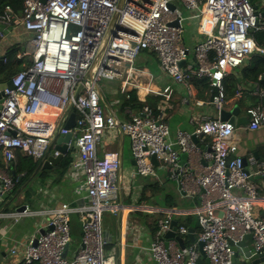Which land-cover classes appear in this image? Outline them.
<instances>
[{
  "label": "built area",
  "instance_id": "2783aa9c",
  "mask_svg": "<svg viewBox=\"0 0 264 264\" xmlns=\"http://www.w3.org/2000/svg\"><path fill=\"white\" fill-rule=\"evenodd\" d=\"M119 1L22 0L20 15L9 4L0 11L4 28H22L17 57L30 61L8 79L12 88L2 90L0 156L7 166L19 156L43 160L51 150L56 157L61 152L55 150L52 139L71 132L68 145H74L80 161L89 202L85 209L72 208L68 203L53 209L43 226L51 228L42 234L40 227L27 241L22 255L25 264H115L104 253L108 240L102 233L101 217L104 211L118 208L120 160L118 151L110 149L113 131L117 137L118 131L114 117L100 100L97 87L101 89V82L120 81L122 94L141 88L140 79L151 75L135 63L142 51L151 50L171 83L184 86L191 95L195 93L192 80H207L210 103L221 112L226 102L224 79L229 71L253 54L264 55V47L252 36L259 29V14L251 0H126L118 10ZM116 11V24L101 50ZM194 19L204 38L189 45L184 42L185 24ZM172 21L178 26H170ZM187 54H192V60H187ZM143 90L160 96V102L155 105L142 98L136 112L128 107L123 112L112 109L127 136L133 174L153 175L155 166L150 158L155 155L158 166L177 178L180 190H191L192 183L201 189V206L196 209L200 231L195 241L181 249L175 239H165L176 212L166 210L147 246L152 259L156 264H205V260L209 264H233L230 241H240L248 233L252 234L253 251L264 254V218L255 215L252 208L258 198L257 186L236 155L237 145L230 141L234 125L219 118L192 117L193 130L177 131L173 143L168 139L166 109L172 87ZM71 105L76 119L68 130L64 125ZM247 113L250 129L264 123L260 107ZM181 153L187 154V164L201 157L207 165L195 176L193 172L183 173ZM72 167L77 168V164ZM260 173L264 176V170ZM14 186L13 176L6 167L0 168V202ZM83 211L88 217L82 225L83 247L74 256L68 248L63 256L71 241L70 216L74 212L82 215ZM27 213L25 208L18 214ZM176 234L187 235V227L177 226ZM199 242L204 255L201 263L197 262Z\"/></svg>",
  "mask_w": 264,
  "mask_h": 264
},
{
  "label": "crops",
  "instance_id": "0c3cea01",
  "mask_svg": "<svg viewBox=\"0 0 264 264\" xmlns=\"http://www.w3.org/2000/svg\"><path fill=\"white\" fill-rule=\"evenodd\" d=\"M252 4L259 14V29L255 31V40L259 46L264 47V17H261V13L264 12V0H253ZM192 24L191 21H188L185 26L191 29ZM2 33L3 35L0 36V58L10 45L18 44L24 34L20 26H7L2 30ZM199 38H202V36L192 35L191 32H189L187 36L184 37V42L192 45L195 41L199 40ZM192 58L193 56L191 54V60ZM255 61L261 63L264 61V55L253 54L246 58L240 66L232 68L229 71L224 80L229 84H235L236 91L232 94L226 92V102L221 111H229L236 105L239 107V114L237 117L248 116L247 111L250 108L260 107L264 111V95L261 94V92L264 91V81L261 80L264 71L256 76L258 67H256ZM136 66L140 69H144L151 77L143 76L140 79L141 88L134 87L126 91L128 98L126 94L120 92L123 99L127 100L129 99L130 91L136 90L139 98L140 104L137 109H133L129 106L125 107L130 108L134 112L138 111L142 104V98L146 99V102H153L157 105L161 97L146 94L143 89L149 88L153 91H158L170 85L173 90L172 97L171 101H168L166 104L167 122L170 131L168 136L169 141L175 143L176 132L179 130H193V124L190 122L192 117L200 119L202 116H208L221 119V112H218L210 103L208 89H206L208 86V84L206 85L207 80H194L196 82H192V84L195 93L191 95L184 86L173 85L170 78L160 70V67L157 72L156 70L147 69L146 67ZM2 77L0 70V79ZM0 83H4V81H0ZM152 98L156 101H150ZM191 98L195 99L193 100ZM204 99L207 100L203 103L202 100ZM120 102L121 101H115V103L111 105L108 101L111 109H113L116 104L117 110H120ZM249 124L250 120L247 124H240L237 126L230 141L237 145L236 155L240 156L242 159L245 158L248 162L247 169L254 176L253 180L257 186L258 192V198L255 203H253L252 208L255 215L264 218V180L256 178L259 176V173L264 170V123L257 129H250ZM114 150L118 151V141L117 147L116 149L114 148ZM67 152H71L74 160L65 173L56 171V165L51 168L42 169V160H34L33 158L24 156H19L16 162L7 166L0 156L3 162L0 168L4 169L6 167V170L11 176V168L17 171L23 169L28 170L30 164L35 166L27 181L20 186L17 194L10 196L6 194L0 202V264H25L22 262V255L27 241L37 229L46 224L50 218V212L60 204L68 203L72 208L77 209H85V207L88 206L87 185L80 161L76 157L75 151H72L71 147L69 148V145ZM118 153L121 163L120 179L122 190L121 193H119L117 201L118 208L115 212L111 210L104 211L101 217L102 229L103 215L110 214L113 216L109 225L104 228V236L107 237L108 244L114 243L115 245L113 248L115 253L111 250L108 256H111L115 260L118 237V214L120 212L119 264H156L147 246L150 241L154 239L159 223L164 218L166 210L172 209L176 211L173 216L176 222L178 219L184 223L187 221L191 223L187 227L177 222V226L184 225L187 229L192 227L194 229V236L195 238L197 237L200 226L197 225L198 219L196 209L201 206V189L194 183H192V189L189 191L178 189L177 178H173L167 173V178L165 179L162 175L163 171L157 169L159 166H155L153 175H134L129 145L126 140L123 141L121 151H118ZM74 163L77 164V168L75 169L72 167ZM206 165L207 162L201 157H194L189 167H184L183 173H188V171L192 169L193 175L195 176L196 173L201 172L202 168ZM123 170L126 171L124 174ZM22 173L23 172L20 171L18 175H22ZM169 180L174 181L177 186L176 188H167L171 196L174 195V200H172V202L175 203V206L166 207L164 194L167 192H160L156 189L155 184L158 182L160 186H166L165 182ZM146 181L150 182V189L148 188L149 185H146ZM129 184H131V187L128 186ZM146 189H149V195L144 194ZM237 195L241 196L240 193ZM22 206L27 208L28 213L19 215L18 213L20 210L18 209ZM87 218V211H83L82 215L79 212H74L70 216L71 241L68 247L70 255L73 254L76 247L81 242L82 225ZM179 236L183 239L185 246H189L192 243L189 241L187 235ZM176 247H178L177 243ZM257 264H264V261Z\"/></svg>",
  "mask_w": 264,
  "mask_h": 264
},
{
  "label": "water",
  "instance_id": "95a60500",
  "mask_svg": "<svg viewBox=\"0 0 264 264\" xmlns=\"http://www.w3.org/2000/svg\"><path fill=\"white\" fill-rule=\"evenodd\" d=\"M125 1L126 0H120L119 1L118 5H117L118 10L122 8ZM252 1L253 0H251V2ZM118 14H119L118 11H116L111 22H110V25H109V28H108V31H107L106 37L104 39V43H103L101 50L104 49V47L106 46V44H107V42H108V40L112 34L113 28L116 24ZM261 17H264V12L261 13ZM169 25L170 26H178V23H177V21H172L169 23ZM3 29H4V26L0 24V31H2ZM184 63H185V59L182 60L179 65L182 66ZM261 80L264 81V74L261 76ZM5 87L12 88V84H11L10 80H7L4 83H0V109H1V104H2V100H3L2 90ZM79 90H80V87L78 88L77 92L73 96V100L76 99ZM97 91L99 93L100 100H101L102 104L104 105L106 110L115 119V124H116V128L118 131V151L120 152L122 145H123V141H124V134L122 132V129L119 125V122H118L117 118L115 117L105 95L103 94V92L101 91V89L99 87H97ZM69 110H70L69 117H68V119L64 125V128L68 129V130H70L74 127L75 119H76V113H75V110L73 109V105L70 106ZM238 114H239V107L236 105L229 111L222 110L221 111V119L224 121H228V122L232 123L235 128H237V126H239L240 124H247L249 121V116L237 117ZM71 137H72L71 132L56 135L55 139L53 140V142L55 141V150L60 151L61 154L54 157V156H52L54 151L51 150L50 154L42 160V164H41L42 169L51 168L52 166L57 165L61 161V159L63 158V155H65L68 151V143L70 142ZM193 141L197 142V139L194 136H193ZM186 157H187L186 153L180 154V161H179L180 168H184L185 166L189 167L188 166L189 164L186 163ZM150 159H151V162L154 164V166L157 167L158 163L156 161L155 155H152ZM132 164H133V161H132ZM242 164H243L245 171L250 175V179L253 180L254 176L247 169L248 162L245 158L242 159ZM177 172H179V169H177ZM189 172L192 173L193 170L190 169ZM120 173H121V163H120V168H119L118 173H117V178H118L117 179V187H118L119 193H121ZM226 174H228V171H226ZM178 178H180V176ZM256 178L264 180V176L261 173H259V176ZM178 189H180L179 183H178ZM25 208H26L25 206H22L18 210H20V211L25 210ZM119 215H120V212L118 214V231H117L118 237H117V249H116V255H115V264L120 263V234H119L120 217H119ZM197 225L199 226L198 222H197ZM171 227H172V229L170 231L166 232L165 239H171V238L175 239L178 247L182 249L185 245H184L183 239L179 235L176 234L177 222L175 220L172 221ZM49 228H51V227H49ZM49 228L42 227L40 229V233H42V234L45 233L47 231V229H49ZM187 237H188L190 242L195 241L194 229L192 227L188 228ZM230 245H231V248L234 252V254L232 256L233 264H257L261 261H264V254L255 253L253 251V241H252V234L251 233L245 234L240 241H237V242L230 241ZM68 247H69V245H67L64 248L63 256L66 255ZM81 247H83V244L80 242L79 245L76 247L75 251L73 252V256L76 254V252ZM198 251L200 253V257L197 259V262L201 263L202 257L204 256L203 251H202V243L201 242L198 243ZM205 264H209L208 260H205Z\"/></svg>",
  "mask_w": 264,
  "mask_h": 264
},
{
  "label": "trees",
  "instance_id": "16d2710c",
  "mask_svg": "<svg viewBox=\"0 0 264 264\" xmlns=\"http://www.w3.org/2000/svg\"><path fill=\"white\" fill-rule=\"evenodd\" d=\"M7 4L11 5L12 8L14 9V11L20 15V13L22 11V0H1L0 11ZM19 51H20L19 45L13 44V45H10L6 49L4 55L1 56V58H0V60H1L0 70H1V75L3 77L0 79V81H4V82L7 81L14 73H16V72H18L24 68L23 64H28L30 62L28 60V58H18L17 55H18ZM3 59H6L5 63H3ZM254 63L256 64V67H258L257 68V74H256V76H257L258 74H260L261 72L264 71V61H262L261 63H258L255 61ZM192 82H196V81L192 80ZM206 85H207V82H206ZM224 85H225L227 93L232 94L236 91L235 84H232V83L229 84L227 81L224 80ZM139 104H140V101H139V98L137 96L136 90H131L129 93V99H127V100L123 99L120 102V104H119L120 111H122L125 106H129L133 109H137V107H139ZM73 160H74V158H73L71 152H67L64 155V157L61 159V161L55 166V170L58 171L59 173L60 172L65 173L69 169V167L71 166ZM2 165H3V162L0 159V166H2ZM34 168H35V166H33V164H30L28 170L23 169V170H17L16 171L15 169L11 168V174H12L13 178L15 179V186H14L13 190L8 193L9 196L17 194L20 186L23 185L27 181V179L31 175ZM20 171L23 172L22 175H18L20 173ZM155 187L158 190L160 189V192H163V193H165L167 190L166 186H164V185L160 186L158 182L155 184ZM168 193L164 194L165 206L166 207L175 206V203L172 202V199L170 198V195ZM177 222H178V224L182 223V224L186 225L187 227L191 224V223H188V221L186 223H184L183 221L181 222L178 219H177ZM154 228H156V227H154ZM114 246H115L114 243H109V244L105 245V247H104L105 256L108 255V253L111 250H113Z\"/></svg>",
  "mask_w": 264,
  "mask_h": 264
},
{
  "label": "rangeland",
  "instance_id": "374dc122",
  "mask_svg": "<svg viewBox=\"0 0 264 264\" xmlns=\"http://www.w3.org/2000/svg\"><path fill=\"white\" fill-rule=\"evenodd\" d=\"M195 13H197V11ZM191 23H193L192 26H191V29L189 27H187L185 29L184 37L187 36V34L189 32H191L192 35L193 34L200 35L198 33V31H197V23H198V20L197 19H194V20L191 21ZM186 24H187V22H186ZM254 34H255V31L252 32V36L255 38V35ZM203 38L204 37L202 36L201 39H203ZM187 60L188 61L191 60V54H189L187 56ZM135 64L138 65V66L146 67L147 69L156 70L157 72L159 71V59H158L157 55L154 52H152L151 50H144V51H142L138 55ZM120 85H121V83L118 80H115V81H104V82H101L100 83V87L102 89V92L106 96V98L108 99V101L110 102L111 105L113 103H115V101H122L123 100V96L120 93ZM206 89H208V86L206 87ZM208 96H209V91H208ZM197 98H198V96H197ZM209 98H210V96H209ZM191 99L194 100L195 98H191ZM114 106L113 107L116 110V104ZM113 134H114V137H113V141L110 143V149H113L114 150V148L116 149V147H117L118 137H117V132L116 131H113ZM125 140L127 141V136H125L124 141ZM70 147H71L72 151H75V148H74V145L73 144H71ZM157 169H159L160 171H163L162 172V175L166 179L167 178L166 174L169 173V172L167 170L163 169V168L157 167ZM124 172H126V171L123 170V174H124ZM145 183H146V185H149L150 184L149 181H146ZM165 184H166V187L167 188H169V187L176 188L177 187L176 184H175V182L172 181V180L166 181ZM128 186L131 187V184H129ZM148 188L150 189V185L148 186ZM149 189H146V191L144 193L145 195L146 194L147 195L150 194ZM159 191H160V189H159ZM166 192H167V190H166ZM168 194L170 195V198L172 200H174V195L171 196L170 193H168ZM112 219H113V216L110 215V214L109 215H105V214L103 215V228H102V233L103 234H105L104 228L107 227V225H109V223L111 222ZM113 252L115 253L114 250H113Z\"/></svg>",
  "mask_w": 264,
  "mask_h": 264
},
{
  "label": "bare ground",
  "instance_id": "6f19581e",
  "mask_svg": "<svg viewBox=\"0 0 264 264\" xmlns=\"http://www.w3.org/2000/svg\"><path fill=\"white\" fill-rule=\"evenodd\" d=\"M21 118H23V116H21Z\"/></svg>",
  "mask_w": 264,
  "mask_h": 264
}]
</instances>
